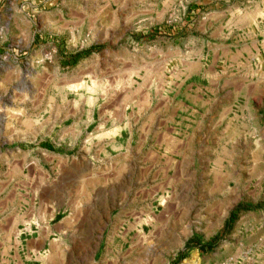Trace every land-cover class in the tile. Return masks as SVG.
Here are the masks:
<instances>
[{"label":"rangeland","instance_id":"rangeland-1","mask_svg":"<svg viewBox=\"0 0 264 264\" xmlns=\"http://www.w3.org/2000/svg\"><path fill=\"white\" fill-rule=\"evenodd\" d=\"M130 8L0 0V264H172L182 253L179 264H264V209L239 213L212 249H184L207 243L238 203L264 205V69L252 73L256 119L232 117L226 98L210 128L177 134L173 108L156 122L152 111L171 54L158 38L186 8L153 26ZM232 124L240 141L219 128ZM123 125L135 128L127 147L97 132Z\"/></svg>","mask_w":264,"mask_h":264},{"label":"crops","instance_id":"crops-1","mask_svg":"<svg viewBox=\"0 0 264 264\" xmlns=\"http://www.w3.org/2000/svg\"><path fill=\"white\" fill-rule=\"evenodd\" d=\"M129 3L132 6L128 9L131 16L126 14L127 19L136 15L143 25L148 26L165 20L176 5H184L186 8L181 14V24L174 27V31H167L166 35L158 38V42L163 41L167 45L162 52L170 51L171 54L162 57L159 64L164 81L161 96L155 100L152 111L155 122L162 118L163 110L173 108L180 118V123L172 128L175 133H187L190 130L201 134L204 128H210L207 123L206 126L204 124L210 111L217 116L226 115L223 106L226 98L236 100V104L231 106V111L235 112L232 117L247 115L257 118V100H260V96L259 88L253 85L252 73L260 77L264 69V0H129ZM133 5H137L135 12ZM99 8L106 10V2ZM73 37V32H69L67 38ZM218 67L223 71L218 73ZM226 70L235 73L227 74ZM252 104L254 108H247ZM219 128L231 129L237 141H240L239 134L233 130L237 128L240 132V127L232 124ZM87 129L82 128L85 131ZM107 129L116 130L112 140L120 141L118 148L130 145L135 131L130 125L127 128L123 125L119 128H103L97 132L106 133ZM141 129L150 133L162 128ZM236 224L237 229L245 225ZM258 235L259 232H253L246 240L251 239V243ZM237 236L236 241L243 239ZM42 243L43 240L31 245L34 247Z\"/></svg>","mask_w":264,"mask_h":264},{"label":"trees","instance_id":"trees-1","mask_svg":"<svg viewBox=\"0 0 264 264\" xmlns=\"http://www.w3.org/2000/svg\"><path fill=\"white\" fill-rule=\"evenodd\" d=\"M43 147L47 148L46 144H43ZM264 205H261L260 203L257 204H245V203H238L229 213L228 218L226 219L223 228L218 231L215 236H213L207 243L202 244L201 241L197 237H192L189 239L184 246V249L186 251L191 250V245L196 243V248L197 249H212L223 237L224 235L228 232L230 229L231 225L236 221L239 213L241 212H249V211H254V210H263ZM185 255L184 253L180 254L178 260L175 263L172 264H179L180 261L185 260Z\"/></svg>","mask_w":264,"mask_h":264},{"label":"bare ground","instance_id":"bare-ground-1","mask_svg":"<svg viewBox=\"0 0 264 264\" xmlns=\"http://www.w3.org/2000/svg\"><path fill=\"white\" fill-rule=\"evenodd\" d=\"M75 86H76V85H75ZM16 117H17V116H16ZM16 117H15V118H16ZM19 117H20V116H19ZM263 169H264V168H263ZM256 172H257V171H256ZM261 173H262V172H261ZM215 179H217V177H216ZM215 179H214V180H215ZM216 181L218 182V180H216ZM213 182H214V181H213ZM163 199H164V198H163ZM146 214H147V213H146ZM151 215H152V214H151ZM150 220H151V218H149L148 221H150ZM27 227H28V226H27ZM184 264H186V263H184Z\"/></svg>","mask_w":264,"mask_h":264}]
</instances>
